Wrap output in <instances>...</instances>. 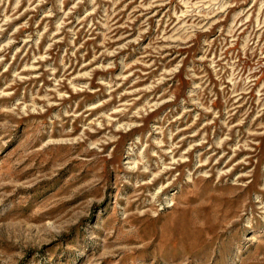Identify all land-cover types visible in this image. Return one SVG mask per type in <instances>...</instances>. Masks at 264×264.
<instances>
[{
  "label": "rangeland",
  "instance_id": "374dc122",
  "mask_svg": "<svg viewBox=\"0 0 264 264\" xmlns=\"http://www.w3.org/2000/svg\"><path fill=\"white\" fill-rule=\"evenodd\" d=\"M0 264H264V0H0Z\"/></svg>",
  "mask_w": 264,
  "mask_h": 264
}]
</instances>
